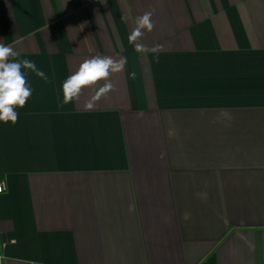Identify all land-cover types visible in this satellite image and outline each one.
Wrapping results in <instances>:
<instances>
[{"label":"crops","instance_id":"1","mask_svg":"<svg viewBox=\"0 0 264 264\" xmlns=\"http://www.w3.org/2000/svg\"><path fill=\"white\" fill-rule=\"evenodd\" d=\"M0 43L47 77L0 121V264H264V0H0Z\"/></svg>","mask_w":264,"mask_h":264},{"label":"clouds","instance_id":"2","mask_svg":"<svg viewBox=\"0 0 264 264\" xmlns=\"http://www.w3.org/2000/svg\"><path fill=\"white\" fill-rule=\"evenodd\" d=\"M153 11H147L135 20V26L128 36L129 44L135 45L138 53H158L163 50V45L156 44L148 48L139 41L143 38L145 31L152 32L155 24L152 21ZM17 53L12 46L0 43V121L15 124L18 121V113L14 110L16 106L24 107L31 95V90L26 86V78L22 73L24 69H30L37 76L47 79L42 70L37 69L33 61L24 59L22 61L14 59ZM11 58V59H10ZM158 59V57H157ZM127 58L114 59L110 56H93L85 59L78 67L77 71L71 74L62 84L63 104L67 105L74 100L78 101L84 89L96 88L99 81H104L103 85L97 88L94 95L86 102L85 110H93L96 102L115 90L110 77L113 74L123 72ZM135 78L136 73H130Z\"/></svg>","mask_w":264,"mask_h":264},{"label":"built area","instance_id":"3","mask_svg":"<svg viewBox=\"0 0 264 264\" xmlns=\"http://www.w3.org/2000/svg\"><path fill=\"white\" fill-rule=\"evenodd\" d=\"M6 181L5 179L0 178V193L4 192L6 190Z\"/></svg>","mask_w":264,"mask_h":264}]
</instances>
